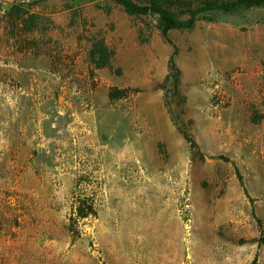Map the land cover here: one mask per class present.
<instances>
[{"label":"rangeland","instance_id":"rangeland-1","mask_svg":"<svg viewBox=\"0 0 264 264\" xmlns=\"http://www.w3.org/2000/svg\"><path fill=\"white\" fill-rule=\"evenodd\" d=\"M214 16L0 0V264H264V3Z\"/></svg>","mask_w":264,"mask_h":264},{"label":"trees","instance_id":"trees-1","mask_svg":"<svg viewBox=\"0 0 264 264\" xmlns=\"http://www.w3.org/2000/svg\"><path fill=\"white\" fill-rule=\"evenodd\" d=\"M123 7L126 13L134 17H152L156 21L157 28L164 36L171 30L192 29L200 20H215L217 11L233 12L242 9H250L262 5L264 0H147L139 3L135 0H111ZM15 11L17 17H22L26 11L20 4L12 5L9 12ZM36 15H30L26 22V29H32L37 23ZM110 52L103 42L94 44L91 57L96 67H103L109 63ZM168 77L174 75L173 84L178 86L179 69L176 67L174 55L169 60ZM174 73V74H173ZM126 91L113 88L110 92L111 99H119L126 95ZM186 139L192 147L196 143L190 135L185 133ZM76 219H85L97 214L94 199L88 196H79L74 204Z\"/></svg>","mask_w":264,"mask_h":264}]
</instances>
